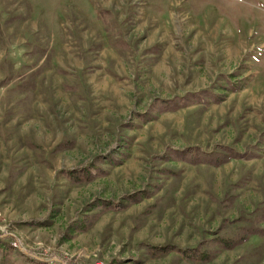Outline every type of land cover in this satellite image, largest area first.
Listing matches in <instances>:
<instances>
[{
    "label": "rangeland",
    "instance_id": "obj_1",
    "mask_svg": "<svg viewBox=\"0 0 264 264\" xmlns=\"http://www.w3.org/2000/svg\"><path fill=\"white\" fill-rule=\"evenodd\" d=\"M263 199L264 0H0L1 264H196L146 245ZM215 247L202 264H264V236Z\"/></svg>",
    "mask_w": 264,
    "mask_h": 264
},
{
    "label": "trees",
    "instance_id": "obj_2",
    "mask_svg": "<svg viewBox=\"0 0 264 264\" xmlns=\"http://www.w3.org/2000/svg\"><path fill=\"white\" fill-rule=\"evenodd\" d=\"M214 156L221 158L220 161L216 162V166L227 162L231 157H241L243 154L229 148L225 145H216L214 148ZM213 157V155L211 156ZM98 160L88 165L78 166L75 169L69 170L66 175L67 178L75 185H80L92 181L95 177L102 174V169L97 164ZM229 196L226 198L228 201ZM116 201H99L98 205L102 210L114 208ZM264 199L261 200L252 211L246 215H238L234 219L226 220L225 223L219 227L218 231L212 239L203 240L194 246L190 247H179L172 244L162 245H146V251L150 256H163L169 254L172 250H176L180 256L185 260L202 264L211 260L214 252L218 251L215 246H221L224 248H231L244 241H247L251 235L264 236ZM87 225L83 223L82 229L86 228ZM6 236L5 238H7ZM11 245L4 242V239H0V253L1 259L0 264L4 259H11ZM254 253V252H253ZM24 264H51L52 261H41L36 258L30 257L29 254L23 253ZM6 257V258H5ZM66 264H73V261L67 260Z\"/></svg>",
    "mask_w": 264,
    "mask_h": 264
},
{
    "label": "built area",
    "instance_id": "obj_3",
    "mask_svg": "<svg viewBox=\"0 0 264 264\" xmlns=\"http://www.w3.org/2000/svg\"><path fill=\"white\" fill-rule=\"evenodd\" d=\"M2 236L3 235H5V234H1ZM6 236V235H5ZM11 246H12V248H18L19 247V242L17 241V239L16 240H12V242H11ZM24 253H27V254H29L30 255V257H32V258H36V259H38V260H41V261H45L43 258H41V257H39L38 255H36V254H33V253H28L26 250H24L23 251ZM57 264H64V263H61V262H57ZM88 264H103L101 261H98V260H95V261H92V262H90V263H88Z\"/></svg>",
    "mask_w": 264,
    "mask_h": 264
}]
</instances>
